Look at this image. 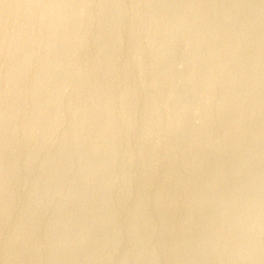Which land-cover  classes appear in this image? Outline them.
I'll return each mask as SVG.
<instances>
[{"label": "rangeland", "instance_id": "1", "mask_svg": "<svg viewBox=\"0 0 264 264\" xmlns=\"http://www.w3.org/2000/svg\"><path fill=\"white\" fill-rule=\"evenodd\" d=\"M4 1L0 20L14 23L0 21L11 28L0 36V63H8L0 73L18 78L11 86L0 79L9 93L2 110L16 115L8 117L11 127L35 125L36 135L54 137L24 150L37 158L22 172L24 137L15 138L20 151L14 158L9 151L11 163L5 152L17 173L0 214V264H264V0H24L11 17L6 3L17 0ZM20 95L25 101L14 100Z\"/></svg>", "mask_w": 264, "mask_h": 264}, {"label": "bare ground", "instance_id": "2", "mask_svg": "<svg viewBox=\"0 0 264 264\" xmlns=\"http://www.w3.org/2000/svg\"><path fill=\"white\" fill-rule=\"evenodd\" d=\"M1 1H3V0H0V2H1ZM5 1H6V0H5ZM5 1H4V2H5ZM8 1H9V0H8ZM15 1H16V0H15ZM23 1H24V0H17V1L14 2V3L11 1L12 4H10V3H8V2L6 3V6H5V7L10 6V5H13V6H11L12 9H11V12H10V17H11L12 15H14L15 12H16L19 8L21 9V6L24 4ZM1 3H2V2H1ZM1 3H0V4H1ZM32 3H33V2H32ZM102 3H103V2H102ZM110 3H111V2H110ZM7 4H9V5H7ZM54 4H55V3H54ZM54 4H53V5H54ZM117 4H118V3H117ZM2 5H3V7H4V4H2ZM29 5H30V4H29ZM48 5H49V4H48ZM100 5H101V4H100ZM110 5H111V4H110ZM0 7H1V5H0ZM3 7H1V8H2V12L5 11V10H3ZM25 7L27 8L26 5H25ZM28 7H29V6H28ZM48 7H50V6H48ZM228 8H229V7H228ZM7 9H8V8H6V10H7ZM49 9H50V8H49ZM49 9H48V10H49ZM52 9H53V8H52ZM8 10L10 11V9H8ZM21 10H22V9H21ZM21 10H19V11H21ZM46 10H47V8H46ZM107 10H108V9H107ZM5 12H7V11H5ZM5 12H4V14H6ZM48 12H49V11H48ZM16 13H17V12H16ZM18 13H19V12H18ZM18 13H17V14H18ZM68 13H70V12H68ZM109 13H110V12H109ZM4 14H3V15H4ZM17 14H15V16H18ZM63 14H64V13H63ZM104 14H105V13H104ZM0 15H1V14H0ZM8 15H9V14L7 13V16H8ZM61 15H62V14H61ZM65 15L67 16V13H66ZM68 16H70V15L68 14ZM105 16H106V15H105ZM256 16H257V15H256ZM1 17H2V16H1ZM8 17H9V16H8ZM8 17H7V18H8ZM13 17H14V16H13ZM29 17H31V15H30ZM63 17H64V16L62 15V17H60V18L63 19ZM177 17H178V16H177ZM181 17H182V16H181ZM14 18H15V17H14ZM31 18L33 19V17H31ZM99 18H100V17H99ZM4 19H5V18H4ZM24 19H25V18H24ZM56 19H58V18H56ZM62 19H61V20H62ZM84 19L86 20L85 17H84ZM84 19H83V20H84ZM27 20H31V19L29 18V19H27ZM27 20H26V21H27ZM85 20H84V21H85ZM0 21H1V22L3 21L2 18H1ZM9 21H10V19H9L8 21L5 19V22H4V21L2 22V26L5 25L4 23H7V22H9ZM13 21H14V20L12 19V23H14ZM22 21H24V20H22ZM22 21H21V22H22ZM32 21H34V20H32ZM32 21H31V22H32ZM57 21H58V20H57ZM95 21H96V20H95ZM97 21H98V20H97ZM203 21H204V20H203ZM203 21H202V22H203ZM24 22H25V21H24ZM31 22H30V24H31ZM60 22H61V21H60ZM82 22H83V21H82ZM169 22H170V21H169ZM9 23H10L9 26L11 27V25H12L11 28H13V24L11 23V21H10ZM25 23H26V22H25ZM174 23H175V22H174ZM183 23H184V22H183ZM251 23H252V22H251ZM16 24H17V23H16ZM26 24L28 25V21H27ZM37 24H38V23H37ZM37 24H36V25H37ZM47 24H48V23H47ZM51 24H55L54 21H53ZM56 24H58V22H57ZM172 24H173V23H172ZM7 25H8V23H7ZM21 25H22V24H21ZM42 25H43V24H42ZM44 25H45V23H44ZM44 25H43V27H44ZM9 26H8V27H9ZM52 26H53V25H52ZM168 26H169V25H168ZM8 27L6 26V28H3V30H2V28H0V29L2 30V31L0 30V36H1V32H6V29H7ZM10 27H9V29H11ZM19 27H20V25H19ZM19 27H18V28H19ZM43 27H42V28H43ZM53 27H54V26H53ZM49 28H52V27H49ZM9 29H7V30H9ZM25 29H26V28H25ZM44 30L47 31L45 27H44ZM22 31H24V30H22ZM98 31H99V30H98ZM24 32H25V31H24ZM61 32H62V31H61ZM22 33H23V32H22ZM22 33H21V34H22ZM105 33H106V32H105ZM2 34H3V33H2ZM46 34H48V32H47ZM46 34H45L44 36H47ZM64 34H65V33H64ZM182 34H183V33H182ZM50 35L52 36V34H50ZM62 35H63V34H62ZM242 35H243V34H242ZM22 36H23V34H22ZM25 36H26V35H24L23 38H25ZM44 36H43V37H44ZM48 36H49V35H48ZM97 36H98V35H97ZM248 36H249V35H248ZM18 37H20L19 34H18L17 38H18ZM52 37L54 38V35H53ZM172 37H173V36H172ZM206 37H207V36H206ZM44 38H45V37H44ZM89 38H90V37H89ZM0 39H1V38H0ZM28 39H29V38H28ZM102 39H103V38H102ZM1 40H2V39H1ZM10 40H11V39H10ZM20 40H22V39H20ZM37 40H38V38H36V41H37ZM59 40H60V39H59ZM13 41H15V40H13ZM31 41H32V40H31ZM42 41H44V45H45V44H46V41H45V40H42ZM42 41H40V42H42ZM96 41H97V40H96ZM96 41H95V42H96ZM1 42H3V40L0 41V44H2ZM16 42H19L18 39L16 40ZM21 42L24 43L25 41H24V42L21 41ZM90 42H91V41H90ZM99 42H101V41H99ZM104 42H105V41H104ZM9 43H10V42H9ZM9 43H7V45H8ZM12 43H13V42H12ZM12 43H11V44H12ZM36 43H37V42H36ZM56 43H58V42H56ZM93 43H94V42H93ZM93 43H92V44H93ZM3 44H4V42H3ZM11 44H10V45H11ZM38 44H39V41H38ZM38 44H35V45L38 46ZM48 44H49V43H48ZM50 44H51V43H50ZM59 44H60V43H59ZM261 44H262V43H261ZM15 45H16V43H15ZM20 45L23 46V44H19V46H20ZM41 45H42V43H41ZM46 45H47V44H46ZM46 45H45V46H46ZM54 45H55V44H54ZM89 45H90V43H89ZM2 46H3V45H2ZM32 46H33V45H32ZM39 46H40V45H39ZM42 46H43V45H42ZM42 46H40V47H42ZM47 46H48V45H47ZM51 46H52V45H51ZM98 46H100V45H98ZM109 46H110V45H109ZM113 46H114V45H113ZM0 47H1V45H0ZM8 47H9V46H8ZM8 47H7V48H8ZM12 47H13V46H12ZM43 47H44V46H43ZM55 47H56V46H55ZM5 48H6V46H4L3 49H5ZM23 48H24V47H23ZM36 48L40 50V48H38V47H36ZM36 48H35V49H36ZM53 48H54V46L52 47V49H53ZM101 48H102V47H101ZM112 48H113V47H112ZM1 49H2V48H1ZM1 49H0V50H1ZM12 49H13V48H12ZM32 49H34V48L32 47ZM35 49H34V50H35ZM37 49H36V51H37ZM41 49H42V48H41ZM56 49H57V48H56ZM196 49H197V48H196ZM39 50H38V51H39ZM42 50H43V49H42ZM99 50H100V49H99ZM2 51H3V50H2ZM10 51H11V50H10ZM36 51H35V53H37ZM65 51H66V50H65ZM6 52H7V51H6ZM6 52H5V53H6ZM42 52H43V51H42ZM52 52L55 53L54 51H52ZM98 52L100 53V51H98ZM7 53H8V52H7ZM40 53H41V52H40ZM43 53H45V51H44ZM43 53H41V54H43ZM47 53H50V52L47 51ZM38 54H39V52H38ZM41 54H40V55H41ZM192 54H193V53H192ZM3 55H4V54H3ZM7 55H8V54H7ZM13 55H14V54H13ZM35 55H37V54H35ZM35 55L33 56V57H35L34 59H36V56H35ZM5 56H6V54H5ZM42 56H43V55H42ZM7 57H8V56H7ZM39 57H40V56H39ZM100 57H101V56H100ZM4 58H6V57H4ZM11 58H12V57H11ZM22 58H24V57H22ZM40 58H41V57H40ZM40 58H39V59H40ZM9 59H10V57H9ZM9 59H8V60H9ZM14 59H16V58L14 57ZM20 59H21V58H20ZM39 59H38V60H39ZM42 59H44V58H42ZM52 59H54V57H53ZM10 60H11V59H10ZM18 60H19V59H18ZM44 60H46V59H44ZM44 60H42V61H44ZM48 60H49V59H48ZM48 60H47V62H48ZM57 60H59V59H57ZM101 60H102V59H101ZM3 61H4V63H5L6 60H3ZM19 61H21V63H19ZM19 61H18V64H19L18 66H19V67L21 66L20 64H22V65L25 64V63H22V62H23L22 60H19ZM24 61H25V58H24ZM53 61H54V60H53ZM1 62H2V61H1ZM6 62H7V61H6ZM34 62L36 63L37 60H35ZM40 62H41V59H40ZM45 62H46V61H45ZM47 62H46V63H47ZM51 62H52V61H51ZM62 62H63V61H62ZM62 62H60V63H62ZM4 63H0V65L3 66ZM11 63H13V62L11 61ZM14 63H15V62H14ZM16 63H17V61H16ZM49 63H50V62H49ZM52 63L54 64V62H52ZM63 63H64V62H63ZM2 64H3V65H2ZM5 64H6V63H5ZM7 64H8V63H7ZM7 64H6V65H7ZM36 64L38 65V63H36ZM39 65H41V64H39ZM49 65H50V64H49ZM49 65H47L48 68L50 67ZM1 66H0V67H1ZM13 66H14V64H13ZM15 66H16V65H15ZM63 66H64V65H63ZM95 66H96V65H95ZM4 67H5V66H4ZM6 67H8V65H7ZM6 67H5V68H6ZM21 67H22V66H21ZM23 67H27L26 64H25ZM23 67H22V68H23ZM41 67H42V65H41ZM44 67H45V63H44ZM108 67H109V66H108ZM57 68H58V67H57ZM1 69H2V68H1ZM8 69H9V68H8ZM28 69H29V67H28ZM62 69H63V68H62ZM62 69H60L59 71H61ZM100 69H101V68H100ZM105 69H106V68H105ZM48 70H49V69H48ZM5 71H6V73L8 72L7 69H6ZM9 71H10V70H9ZM20 71H21V70H20ZM54 71H55V70H54ZM57 71H58V70H57ZM57 71H56V74H58ZM101 71H102V70H101ZM11 72H13V71H11ZM49 72H50V71H49ZM4 73H5L4 71H3V73H0V74L3 75V77H1V75H0V79L4 78V82L2 81V82H3L2 84H6V85H8V86H11L10 83H12V81L14 80V78L16 79V77H17L18 75L15 77V76H14V72H13V73H11V74L7 73L8 75H6V76L4 77ZM53 73H54V72H53ZM120 73H121V72H120ZM15 74H16V73H15ZM19 74H20V73H19ZM36 74H37V73H36ZM42 74H43V73H42ZM42 74H41V75H42ZM44 74H45V73H44ZM44 74H43V75H44ZM54 74H55V73H54ZM84 74H86V73H84ZM91 74H92V73H91ZM99 74H100V73H99ZM235 74H236V73H235ZM243 74H244V73H243ZM67 75H68V74H67ZM67 75H66V76H67ZM93 75H94V74H93ZM95 75H96V74H95ZM100 75H101V74H100ZM116 75H117V74H116ZM121 75H122V74H121ZM22 76H23V75H22ZM48 76H49V75H48ZM55 76H56V75H55ZM55 76H54V77H55ZM57 76H58V75H57ZM76 76H77V75H76ZM84 76H86V75H84ZM118 76H119V75H118ZM29 77H30V76H29ZM29 77H28V78H29ZM31 77H32V78H35V77H33L32 75H31ZM36 77H37V76H36ZM42 77H43V76H41L40 79H44L46 76L43 77V78H42ZM49 77H51V75H50ZM67 77H68V76H67ZM69 77H70V76H69ZM69 77H68V78H69ZM80 77H82V76L80 75ZM116 77H117V76H116ZM121 77H122V76H121ZM232 77H233V76H232ZM17 78H18V77H17ZM21 78H22V77H21ZM23 78H24V77H23ZM52 78H53V77H52ZM52 78H51V79H52ZM64 78H66V77L64 76ZM68 78H66V79L68 80ZM105 78H106V77H105ZM30 79H31V78H29V80H30ZM38 79H39V77H37V80H38ZM47 79H48V78H47ZM85 79H86V77H85ZM90 79H91V77H90ZM230 79H231V78H230ZM22 80H24V79H22ZM27 80H28V79H27ZM27 80H26V82H27ZM32 80H33V79H32ZM35 80H36V79H35ZM45 80H46V79H45ZM73 80H74V79H73ZM73 80H72V81H73ZM231 80H233V79H231ZM236 80H237V79H236ZM43 81H44V80H43ZM47 81H48V80H47ZM53 81H54V80H53ZM53 81H52V83H50V84H53V83H54ZM88 81H89V80H88ZM120 81H122V79H121ZM0 82H1V81H0ZM14 82H15V81H13V83H14ZM17 82H18V80H17ZM17 82H16V83H17ZM20 82H21V81H20ZM29 82H30V81H29ZM29 82H27V84H28ZM32 82H33V86H34V82H35V81L33 80ZM38 82L41 83L42 81H38ZM38 82H37V83H38ZM50 82H51V81H50ZM90 82H91V81H90ZM117 82H118V81H117ZM13 83H12V85H13ZM16 83H15V84H16ZM22 83H24V82H22ZM30 83H31V82H30ZM48 83H49V82H48ZM48 83H47V84H48ZM42 84L45 85L46 83L44 82V83H42ZM42 84H41V85H42ZM231 84H232V83H231ZM231 84H230V85H231ZM6 85H5V86H6ZM19 85H21V84H19ZM41 85H40V87H41ZM48 85H49V84H48ZM53 85H54V84H53ZM95 85H96V84H95ZM95 85H94V86H95ZM98 85H99V84H98ZM112 85H113V84H112ZM115 85H116V84H115ZM122 85H123V84H122ZM23 86H24V84H23ZM29 86H30V88H32V87H31V84H29ZM260 86H261V85H260ZM35 87H37V88H35ZM38 87H39V85L36 84V86H34L33 88L38 89ZM116 87H117V86H116ZM27 88H29V87L27 86ZM30 88H29L28 90H27V89H26V90L29 91ZM33 88H32V89H33ZM50 88H51V87H50ZM96 88H98V87H96ZM112 88H113V87H112ZM1 89H3V88H0V91H1V92H4V91H5V90H1ZM4 89H5V88H4ZM22 89L25 90V87L22 88ZM22 89H20V90H22ZM43 89H44V88H43ZM48 89H49V88H48ZM51 89H52V88H51ZM55 89H56V88H55ZM115 89H116V88H115ZM24 90H23V91H24ZM26 90H25V91H26ZM33 90H34V89H33ZM33 90H31L32 93H33V95H34V96H35V95L38 96L37 94H35V93L33 92ZM46 90H47V89H46ZM53 90H54V89H53ZM57 90H58V89H57ZM84 90H85V89H84ZM95 90H96V89H95ZM130 90H131V89H130ZM18 91H19V90H18ZM23 91H22V92H23ZM27 91H26V92H27ZM31 91H29V92H31ZM36 91H37V90H36ZM41 91H42V90H40V92H41ZM47 91H48V90H47ZM51 91H52V90H51ZM58 91H59V90H58ZM58 91H57V92H58ZM82 91H83V90H82ZM97 91H98V90H97ZM1 92H0V93H1ZM7 92H8V91H7ZM7 92H6V93H7ZM9 92H10V91H9ZM29 92H28V93H29ZM38 92H39V91H38ZM54 92H55V90H54ZM91 92H92V91H91ZM120 92H121V91H120ZM15 93H16V92H15ZM23 93H25V92H23ZM23 93H22V94H23ZM43 93H44L45 96H46V93H47V92H46V93L43 92ZM48 93L51 94L50 92H48ZM55 93H56V92H55ZM55 93H54V94H55ZM93 93H94V92H93ZM107 93H108V92H107ZM13 94H14V93H13ZM13 94H12V95H13ZM20 94H21V91H20ZM56 94H57V93H56ZM253 94H254V93H253ZM255 94H256V93H255ZM8 95H9V93H8V94H5V92L0 94V96H1V98H0V99H1V100H0V179H1V177H3V180L0 181V214H1V217H2V214H3L2 212L5 210L7 204L10 203V202H12V199H10L11 196H12V198L14 197L13 191H12V194H13V195L11 194V190H12V187H13V186H12V183H14V182H12V181H14V179H16V178L14 177V174L17 173V171H15L14 168L11 169V168L6 167V162H8V160H7L8 158L4 156V155H5V152H8V153H9V156H8L9 158H10V152H11V155H12L11 157L14 158V155L17 154V153L20 151V149L23 150V151H24V150H27V149H29L28 147H29L31 144H32V145L30 146V148H32V146L34 147V144H33V143H34V142H35V143L38 142V141H36V140H39V139H41V138H43V137L46 136V135L44 136V134L42 135V131H41V130H40L41 135H39V136L36 135V134H35V130H36V129H35V128H36L35 125H33V127H32V125H31V126H30L31 128H27V127L25 126L26 129H24L25 127H24V128L22 127L21 130H20L19 128H17V126H18V127L20 126L19 124H18L17 126H15L16 128L11 127V125H10V121L8 122V117L11 116V111H9L10 113L8 112L9 114H8V116H7V115L4 114V112H3V110H2V107H1V104H2L3 100L8 99V98H7ZM10 95H11V93H10ZM12 95H11V96H12ZM16 95H19V94H16ZM24 95H25V94H24ZM26 95H27V93H26ZM30 95H31V94H30ZM30 95H29V96L27 95V96L30 97ZM33 95H31V96H33ZM39 95H40V94H39ZM88 95H89V94H88ZM14 96H15V95H14ZM41 96H42V95H40V97H41ZM47 96H48V95H47ZM49 96H50V95H49ZM51 96H52V94H51ZM53 96H54V95H53ZM53 96H52V97H53ZM102 96H103V95H102ZM117 96H118V95H117ZM117 96H116V97H117ZM228 96H229V94H228ZM22 97L24 98L23 95H22ZM22 97H21V95H20V97L17 96V99H16V97H14V100L17 101V100H19L20 98H21V100H24ZM40 97H38V98H40ZM97 97H98V96H97ZM114 97H115V96H114ZM120 97H121V96H120ZM120 97H119V98H120ZM223 97H224V96H223ZM12 98H13V97H12ZM18 98H19V99H18ZM38 98H36V101H38V100H37ZM105 98H106V97H105ZM107 98H108V97H107ZM124 98H125V97H124ZM27 99H29V101H30L31 98H27ZM27 99H26L27 103L25 102V104H28V100H27ZM34 99H35V97H34ZM40 99H41V98H40ZM121 99H122V98H121ZM8 100H9V99H8ZM21 100H20V101H17V102H21ZM100 100H101V99H100ZM24 101H25V100H24ZM24 101H23V102H24ZM33 101H34V100H33ZM68 101H70V99H69ZM88 101H90V100H88ZM117 101H118V99H117ZM228 101H229V100H228ZM228 101H227V102H228ZM5 102H6V101H5ZM14 102H15V101H14ZM51 102H52V101H51ZM103 102H104V101H103ZM105 102H106V101H105ZM3 103H4V102H3ZM6 103H7V102H6ZM8 103H11V102H8ZM36 103H37V102H36ZM54 103H55V102H54ZM113 103H114V102H113ZM246 103H247V102H246ZM20 104H22V103H20ZM47 104H48V103H47ZM47 104H46V105H47ZM50 104H51V103H50ZM57 104H58V103H57ZM97 104H98V103H97ZM2 105H3V104H2ZM6 105H7V104H6ZM11 105H12V104H11ZM51 105H52V104H51ZM64 105H65V104H64ZM105 105H107V103H106ZM222 105H223V104H222ZM14 106H15V105H14ZM16 106H18V105H16ZM22 106H23V105H21L20 107H22ZM26 106H27V105H26ZM43 106H44V105H43ZM47 106H49V104H48ZM62 106H63V105H62ZM3 107H4V106H3ZM8 107H12V106L9 105ZM45 107H46V106H44L43 109H45ZM50 107H51V106H50ZM56 107H57V106H56ZM64 107H65V106H64ZM105 107H106V106H105ZM248 107H249V106H248ZM256 107H257V106H256ZM4 108L6 109V107H4ZM15 108H16V107H15ZM23 108H24V107H23ZM36 108H38V107H36ZM51 108L54 109V106L51 107ZM66 108H67V106H66ZM68 108H70V106H69ZM94 108H95V107H94ZM99 108H100V107H99ZM107 108H108V105H107ZM5 109H4V110H5ZM13 109H14V108H13ZM21 109H22V108H20V110H21ZM39 109H40V108H38V109H36V110L38 111ZM55 109H56V108H55ZM61 109H64V108L62 107ZM91 109H92V108H91ZM104 109H105V108H104ZM14 110H16V109H14ZM24 110H25V109H24ZM27 110H28V109H27ZM41 110H42V109H40L39 111L41 112ZM67 110H68V109H67ZM67 110H65V111H67ZM70 110H71V109H70ZM101 110H102V109H101ZM106 110H107V109H106ZM16 111H17V110H16ZM39 111H38V112H39ZM55 111H56V110H55ZM63 111H64V110H63ZM97 111H98V110H97ZM184 111H185V110H184ZM5 112H6V111H5ZM14 112H15V111H14ZM14 112H12V113H14ZM26 112H27V111H26ZM31 112H32V111H31ZM57 112H58V111H57ZM84 112H85V111H84ZM89 112H91V111H89ZM16 113H17V112H16ZM18 113H19V112H18ZM18 113H17V115H18ZM35 113H36V111H35ZM35 113H34V114H35ZM62 113H63V112H62ZM238 113H239V112H238ZM30 114H32V113H30ZM67 114H68V113H67ZM67 114H66V115H67ZM84 114H85V113H84ZM103 114H104V113H103ZM215 114H216V113H215ZM13 115H14V114H12V116H13ZM21 115H23V114H21ZM66 115H65V117L67 118ZM87 115H88V113H87ZM87 115H86V116H87ZM95 115H96V114H95ZM12 116H11V117H12ZM14 116L16 117V115H14ZM19 116H20V115H19ZM24 116H25V114H24ZM27 116H28V114L25 116L27 119L24 118V117L22 116V117L24 118V121H25V119L28 120V119L30 118V117H27ZM30 116H31V115H30ZM33 116H34V115H33ZM61 116H62V115H61ZM86 116H85V117H86ZM88 116H91V114L88 115ZM83 117H84V116H83ZM93 117H94V116H93ZM112 117H113V116H112ZM112 117H111V118H112ZM56 118H57V117H56ZM86 118L88 119L89 117H86ZM86 118H85V119H86ZM179 118H180V117H179ZM10 119H11V118H10ZM14 119H16V118H14ZM14 119H13V120H14ZM18 119H19V117H18ZM31 119H32V118H31ZM57 119H58L57 121L59 122V119H60V118H57ZM62 119H63V118H62ZM64 119H65V118H64ZM89 119H90V118H89ZM93 119H94V118H93ZM106 119H107V118H106ZM230 119H231V118H230ZM29 120H30V119H29ZM29 120H28V121H29ZM60 120H61V119H60ZM91 120H92V119H91ZM109 120H110V119H109ZM233 120H234V119H233ZM19 121H20V120H19ZM21 121L23 122V120H21ZM21 121H20V122H21ZM30 121H31V120H30ZM55 121H56V120H55ZM63 121H64V120H63ZM12 122H13V121H12ZM20 122H18V123H20ZM45 122H46V121H45ZM45 122H42V123H44V125H46ZM86 122H87V121H86ZM90 122H91V121H90ZM109 122H110V121H109ZM111 122H112V121H111ZM14 123H15V122H14ZM48 123H49V122H48ZM48 123H47V124H48ZM53 123H54V122H52V124H53ZM67 123H68V122H67ZM67 123H66V125H67ZM118 123H119V122H118ZM263 123H264V122H263ZM24 124H25V122H24ZM24 124L22 123L23 126H24ZM55 124H56V123H55ZM55 124H54V125H55ZM70 124H71V123H70ZM82 124H83V123H82ZM240 124H241V123H240ZM14 125H15V124H14ZM25 125H26V124H25ZM73 125H74V123H73ZM83 125H84V124H83ZM101 125H102V124H101ZM110 125H111V124H110ZM115 125H116V124H115ZM209 125H210V124H209ZM40 126H41V125H40ZM47 126H48V125H47ZM47 126H46L45 128H47ZM67 126H69V125H67ZM67 126H66V129H67ZM103 126H104V125H103ZM254 126H255V125H254ZM34 127H35V128H34ZM48 127H53V126H51V125L49 124ZM64 127H65V126H64ZM69 127H71V126H69ZM75 127H76V125L74 126V129H75ZM79 127H80V126H79ZM79 127H78V128H79ZM81 127H82V125H81ZM81 127H80V128H81ZM84 127H86V128H84V129H86V130L88 129L86 123H85ZM100 127H101V126H100ZM100 127H99V128H100ZM255 127H256V126H255ZM45 128H43V126H42V129H45ZM106 128H107V127H106ZM249 128H250V127H249ZM40 129H41V128H40ZM54 129H56V128H54ZM68 129H69V128H68ZM72 130H73V128H72ZM77 130H78V129H77ZM81 130H83V129H81ZM89 130H90V128H89ZM43 131H44V130H43ZM46 131H47V129H46ZM51 131H52V129H51ZM70 131H71V129H70ZM78 131H80V130H78ZM78 131H77V132H78ZM91 131H92V130H91ZM107 131H108V130H107ZM223 131H224V130H223ZM60 132H61V131H60ZM60 132H59V133H60ZM85 132H86V131H85ZM101 132H102V131H101ZM104 132H105V131H104ZM218 132H219V131H218ZM40 133H39V134H40ZM48 133H50L49 130H48ZM48 133H47V134H48ZM51 133H52L51 135H48L47 138H46V137H45V138L50 140V139L52 138L53 134H54L53 132H51ZM62 133H63V131H62ZM94 133H95V132H94ZM99 133H100V132H99ZM209 133H210V132H209ZM260 133H261V132H260ZM57 134H58V133H57ZM69 134H70V133H68L67 135H69ZM82 134H83V133H82ZM238 134H239V133H238ZM64 135H66V133H64ZM72 135H74V132L72 133V131H71V136H72ZM76 135H78V133H77ZM87 135H88V134H87ZM129 135H131V134H129ZM50 136H51V138H50ZM60 136H61V135L59 134V137H60ZM69 136H70V135H69ZM69 136H68V137H69ZM78 136H79V135H78ZM83 136H84V135H83ZM22 137L25 138V139L23 138V139H24V142L22 141L23 139H22V140L19 139L21 144H20L18 141L16 142V143H18V144L21 145V147H19V148H20V149H19L18 146H17L18 144L16 145L15 141H16L18 138H22ZM53 137H54V136H53ZM57 137H58V136H57ZM59 137H58V138H59ZM76 137H77V136H76ZM15 138H16V140H15ZM98 138H99V137H98ZM127 138H128V137H127ZM46 139H45V140H46ZM67 139H68V138H67ZM72 139H73V138H72ZM77 139H78V138H77ZM42 140H44V139H42ZM21 141H22V142H21ZM72 141H73V140H72ZM75 141H76V140H75ZM75 141H74V142H75ZM235 141H236V140H235ZM45 142H46V141H45ZM77 142H78V141H77ZM49 143H50V142H49ZM49 143H48V146H49ZM66 143H67V142H66ZM69 143H71V138H70V140H69ZM79 143H80V142H79ZM211 143H212V142H211ZM52 144H53V143H52V140H51V147L53 146ZM56 144H57V143H56ZM60 144H61V143H60ZM78 145H79V144H78ZM41 146H43V145H41ZM58 146H59V145H57L56 150H58V149H57ZM82 146H83V145H82ZM61 147H62V146H61ZM47 148H48V147H47ZM49 148H50V146H49ZM54 148H55V147H54ZM63 148H64V147H63ZM76 148H77V147H76ZM33 149L35 150V148H33ZM59 149H60V148H59ZM46 150H47V149H46ZM64 150H65V149H64ZM9 151H10V152H9ZM27 151H30V149L27 150ZM27 151H26V152H27ZM43 151L46 153L45 149H44ZM48 151H49V150H48ZM76 151H77V150H76ZM24 152H25V151H24ZM26 152H25V154H26ZM34 152H35V151H34ZM61 152H62V151H61ZM61 152H58V151H57V153H61ZM8 153H7L6 155H8ZM29 153H30V152H28L26 155H24V154L22 153L23 155H21V156H23L22 158H24V160H23L24 162H22L21 160H20V161H21L23 164H22L21 162L19 163V161H18V165L21 164V166L19 165V166H20L19 168H21V169H20L21 172H22V171L24 170V168H25V167L23 168L22 165H26V164H29V163L31 164L32 160H34L33 158H35L36 155H37V154L35 153L36 155L34 154V155H35V157H34L33 154L31 155V154H29ZM31 153H32V151H31ZM37 153H38V150H37ZM40 153H41V152H40ZM52 153H53V152H52ZM64 153H65V152H64ZM235 153H236V152H235ZM43 154H44V153H43ZM83 154H84V153H83ZM134 154H135V153H134ZM134 154H133V155H134ZM18 155H20V153H19ZM39 155H40V154H39ZM41 155H42V154H41ZM58 155H59V154H58ZM58 155H57V156H58ZM62 155H63V154H62ZM66 155H67V154H66ZM77 155H78V154H77ZM42 156L44 157L45 155H42ZM50 156H52V154H51ZM85 156H86V155H85ZM105 156H106V155H105ZM233 156H234V155H233ZM64 157H65V156H64ZM115 157H116V156H115ZM12 158H10V160H11ZM17 158H18V157H17ZM36 158H37V157H36ZM38 158H39V157H38ZM40 158H41L40 160H42V157H40ZM50 158H52V157H50ZM68 158H69V157H68ZM75 158H76V157H75ZM252 158H253V157H252ZM19 159H20V157H19ZM52 159H53V158H52ZM52 159H51V160H52ZM56 159H57V158H56ZM59 159L62 160L63 158H59ZM201 159H202V158H201ZM12 160H13V159H12ZM12 160L10 161V163L12 162ZM44 160H45V159H44ZM49 160H50V159H49ZM49 160H48V163L51 165L52 161L50 160V161H51V163H50ZM75 160H76V159H75ZM77 160H78V159H77ZM88 160H89V159H88ZM222 160H223V159H222ZM36 161H37V160H36ZM53 161H54V160H53ZM63 161H64V160H63ZM83 161H84V160H83ZM33 162H34V161H33ZM46 162H47V160H46ZM72 162H73V161H72ZM74 162H75V161H74ZM13 163H15V162L13 161ZM42 163H43V162H42ZM44 163H45V162H44ZM48 163H47V164H48ZM55 163H56V162H55ZM62 163H63V162H62ZM226 163H227V162H226ZM47 164H46V165H47ZM49 164H48V165H49ZM107 164H108V163H107ZM110 164H111V163H110ZM207 164H209V163H207ZM8 165H9V164H8ZM8 165H7V166H8ZM11 165H13V166H11V167H14V164H11ZM50 165H49V166H50ZM54 165H55V164H54ZM54 165H53V166H54ZM70 165H72V164H70ZM91 165H92V164H91ZM240 165H241V164H240ZM16 166H17V165H16ZM31 166H32V165H31ZM41 166L43 167L42 164H41ZM41 166H40V168H41V170H42L43 168H42ZM51 166H52V165H51ZM57 166H60V165L57 164ZM74 166H75V165H74ZM209 166H210V165H209ZM242 166H243V165H242ZM248 166H249V165H248ZM9 167H10V166H9ZM60 167H62V165H61ZM60 167H58V168L56 167V168L58 169V171H59V168H60ZM76 167H77V166H76ZM243 167H244V166H243ZM245 167H246V165H245ZM19 168H18V169H19ZM28 168H29V167H28ZM49 168H50V167H49ZM69 168H70V167H69ZM71 168H72V167H71ZM241 168H242V167H241ZM22 169H23V170H22ZM44 169H45V167H44ZM53 169H55V168L53 167ZM61 169H62V168H61ZM74 169H75V168H74ZM200 169H201V168H200ZM16 170H17V169H16ZM47 170H48V169H46V172H47ZM55 170H56V169H55ZM62 170H63V169H62ZM95 170H96V169H95ZM18 171H19V170H18ZM49 171H50V170H49ZM49 171H48V173H50ZM58 171H57V172H58ZM15 172H16V173H15ZM40 172H41V171H40ZM42 172H43V171H42ZM66 172H67V171H66ZM43 173H44V172H43ZM48 173H47V174H48ZM53 173H54V170H53ZM53 173H52V174H53ZM7 174H8V178L5 177L6 179L4 180V176L7 175ZM47 174H46V176H47ZM152 174H153V173H152ZM224 174H225V173H224ZM226 174H227V172H226ZM18 175H19V174H18ZM146 175H147V174H146ZM161 175H162V174H161ZM36 176H37V175H35V177H36ZM38 176H39V175H38ZM53 176H54V174L52 175V177H53ZM219 176L221 177V175H219ZM35 177H33V180H34ZM48 177H49V176H47V178H48ZM91 177H92V176H91ZM138 177H139V176H138ZM255 177H256V176H255ZM12 178H14V179L12 180ZM36 178H37V177H36ZM36 178H35V179H36ZM81 178H82V177H81ZM120 178H121V177H120ZM31 179H32V178H31ZM37 179H38V178H37ZM54 179H55V178H54ZM57 179H58V178H57ZM82 179H83V178H82ZM183 179H184V178H183ZM11 180H12V181H11ZM43 180H45V179H43ZM48 180H49V179H48ZM259 180H260V179H259ZM38 181H41V180L38 179ZM49 181H50V180H49ZM138 181H139V180H138ZM15 182H16V181H15ZM31 182H32V181H31ZM34 182H35V180H34ZM47 182H48V181H47ZM50 182H51V181H50ZM148 182H149V181H148ZM16 183H17V182H16ZM28 183H30V182H28ZM32 183H33V182H32ZM37 183H38V182H37ZM40 183H41V182H40ZM78 183H79V182H78ZM263 183H264V182H263ZM33 184H34V183H33ZM81 184H82V182H81ZM13 185H14V184H13ZM34 185H35V184H34ZM41 185H42V184H41ZM50 185H51V184H50ZM54 185H55V184H54ZM14 186L16 187V185H14ZM30 186H31V184H30ZM30 186H29V187H30ZM158 186H159V185H158ZM26 187H28V186L26 185ZM26 187H24V188H26ZM35 187H36V186H35ZM38 187H39V185H38ZM77 187H78V186H77ZM86 187H87V186H86ZM88 187H90V186H88ZM91 187H92V186H91ZM31 188L33 189V185L31 186ZM31 188H30V189H31ZM48 188H49V187H48ZM74 188H75V187H74ZM81 188H82V187H81ZM152 188H153V187H152ZM159 188H160V187H159ZM206 188H207V187H206ZM30 189H29V192H28V193H30ZM15 190H16V189H15ZM27 190H28V189H27ZM54 190H56V189H54ZM73 190H74V189H73ZM89 190H90V189H89ZM16 191H18V190H16ZM24 191L27 192L26 190H24ZM49 191H50V190H49ZM66 191H67V190H66ZM76 191L78 192V190H76ZM79 191H80V190H79ZM19 192H20V191H19ZM58 192H59V191H58ZM81 192H82V191H81ZM125 192H126V191H125ZM15 193H16V192H15ZM22 193H23V190H22ZM44 193H45V192H44ZM44 193H41V194H43V197H44ZM73 193H74V192H73ZM235 193H236V192H235ZM17 194H20V193H17ZM17 194H16L15 196H18ZM39 194H40V193H39ZM45 194H46V193H45ZM80 194H81V193H80ZM133 194H134V193H133ZM230 194H231V193H230ZM23 195H24V194H23ZM66 195H67V194H66ZM113 195H114V194H113ZM198 195H199V194H198ZM211 195H212V194H211ZM211 195H210V196H211ZM30 196H31V195H30ZM30 196H29V197H30ZM41 196H42V195H41ZM41 196H38L37 198L39 199V197H41ZM207 196H208V195H207ZM227 196H228V195H227ZM20 197H21V195H20ZM26 197H27V194H26ZM35 197H36V196H35ZM50 197H51V196H50ZM50 197L48 196V198H50ZM65 197H66V196H65ZM89 197H91V196H89ZM194 197H195V196H194ZM229 197H230V196H229ZM195 198H196V197H195ZM240 198H241V197H240ZM20 199H21V198H20ZM25 199H26V198H25ZM41 199H42V198H41ZM43 199H44L43 201H44L45 203H47V202L45 201L46 196H45ZM52 199H53V198H52ZM68 199H69V198H68ZM71 199H72V197H70V200H71ZM74 199H75V197H74ZM81 199H82V198H81ZM86 199H87V198H86ZM88 199H89V198H88ZM139 199H140V198H139ZM13 200H14V199H13ZM33 200H35V199H33ZM50 200H51V198H50ZM63 200H64V199H63ZM16 201H17V200H16ZM18 201H19V200H18ZM23 201H24V200H23ZM29 201H31V200L29 199ZM73 201H74V200H73ZM85 201H86V200H85ZM130 201H131V200H130ZM209 201H210V199H209ZM244 201H245V200H244ZM13 202H14V201H13ZM35 202H37V201H35ZM61 202H62V201H61ZM69 202H70V201H69ZM69 202H68V203H69ZM115 202H116V201H115ZM151 202H152V201H151ZM153 202H154V201H153ZM181 202H182V201H181ZM15 203H16V202H15ZM21 203H22V201H20V205H21ZM24 203H25V202H24ZM28 203H29V202H28ZM28 203H27V204H28ZM64 203H65V201H64ZM124 203H125V202H124ZM182 203H183V202H182ZM214 203H215V202H214ZM39 204H40V203H39ZM168 204H169V203H168ZM190 204H191V203H190ZM36 205H37V204H36ZM61 205H62V204H61ZM180 205H181V204H180ZM226 205H227V204H226ZM12 206H13V205H12ZM12 206H11V207H12ZM14 206H15V205H14ZM14 206H13V207H14ZM16 206H17V203H16ZM43 206H44V205H43ZM43 206H42V207H43ZM95 206H96V205H95ZM202 206H203V205H202ZM204 206H206V205H204ZM11 207H10V208H11ZM13 207H12V208H13ZM59 207H60V206H59ZM194 207H196V206H194ZM225 207H226V206H225ZM233 207H234V205H233ZM238 207H239V206H238ZM8 208H9V207H8ZM10 208H9V209H10ZM16 208H17V207H16ZM36 208H37V207H36ZM254 208H255V207H254ZM34 209H35V208H34ZM48 209H49V208H48ZM191 209H192V208H191ZM60 210H61V209H60ZM224 210H225V209H224ZM245 210H246V209H245ZM13 211H14V210H13ZM49 211H50V210H49ZM152 211H153V210H152ZM214 211H215V210H214ZM246 211H247V210H246ZM11 212H12V211H11ZM11 212H10V213H11ZM33 212H34V210L32 211V213H33ZM50 212H51V211H50ZM144 212H145V211H144ZM217 212H218V211H217ZM229 212H230V211H229ZM243 212H244V211H243ZM47 213H48V212H47ZM123 213H124V212H123ZM133 213H134V212H133ZM188 213H189V212H188ZM200 213H201V212H200ZM250 213H251V212H250ZM252 213H253V211H252ZM79 214H80V213H79ZM99 214H100V213H99ZM162 214H163V213H162ZM186 214H187V213H186ZM243 214H245V213H243ZM257 214H258V213H257ZM10 215H11V214H10ZM50 215H51V214H50ZM76 215H77V214H76ZM97 215H98V214H97ZM109 215H110V214H109ZM109 215H108V218H109ZM187 215H188V214H187ZM195 215H196V214H195ZM213 215H215V214H213ZM219 215H220V214H219ZM12 216H13V215H12ZM33 216H34V214H33ZM72 216H73V215H72ZM104 217H105V216H104ZM187 217H188V216H187ZM249 217H250V216H249ZM26 218H27V217H26ZM50 218H51V217H50ZM57 218H58V217H57ZM59 218H60V217H59ZM66 218H67V217H66ZM68 218H69V217H68ZM74 218H75V217H74ZM167 218H168V217H167ZM216 218H217V217H216ZM7 219H8V218H7ZM54 219H55V218H54ZM62 219H63V218H62ZM219 219H220V218H219ZM219 219H218V220H219ZM248 219H249V218H248ZM254 219H255V218H254ZM10 220H11V219H10ZM23 220H24V219H23ZM31 220H32V219H31ZM31 220H30V221H31ZM141 220H142V219H141ZM233 220H234V219H233ZM11 221H12V220H11ZM50 221H52V219H51ZM55 221H56V220H55ZM93 221H94V220H93ZM99 221H100V220H99ZM144 221H145V220H144ZM184 221H185V220H184ZM212 221H213V220H212ZM212 221H211V222H212ZM247 221H248V220H247ZM22 222H23V221H22ZM47 222H48V221H47ZM52 222H53V221H52ZM52 222H51V223H52ZM87 222H88V221H87ZM191 222H192V221H191ZM235 222H236V220H235ZM253 222H254V221H253ZM10 223H11V222H10ZM23 223H24V222H23ZM41 223H42V222H41ZM55 223H57V221H56ZM88 223H89V222H88ZM94 223H95V222H94ZM121 223H122V222H121ZM220 223H221V222H220ZM220 223H219V224H220ZM229 223H230V222H229ZM238 223H239V222H238ZM245 223H246V222H245ZM254 223H255V222H254ZM28 224H29V223H28ZM60 224H61V223H60ZM65 224H66V223H65ZM181 224H182V223H181ZM219 224H218V225H219ZM231 224H232V223H231ZM233 224H234V223H233ZM258 224H259V223H258ZM3 225H4V224H3ZM5 225H6V224H5ZM25 225H26V224H25ZM47 225H48V224H47ZM52 225H53V224H52ZM67 225H68V224H67ZM110 225H111V224H110ZM189 225H191V223H190ZM202 225H203V224H202ZM10 226H11V225H10ZM17 226H19V225H17ZM28 226H30V225H28ZM28 226H27V227H28ZM49 226H51V224H50ZM68 226H70V225H68ZM71 226H72V225H71ZM92 226H93V225H92ZM103 226H104V223H103ZM125 226H126V225H125ZM239 226H241V225H239ZM253 226H255V224H254ZM253 226H252V227H253ZM256 226H257V225H256ZM89 227H90V226H89ZM181 227H182V226H181ZM184 227H186V226H184ZM208 227H209V226H208ZM18 228H19V227H18ZM29 228H30V227H29ZM54 228H55V227H54ZM82 228H83V227H82ZM98 228H99V227H98ZM140 228H141V227H140ZM197 228H198V227H197ZM203 228H204V227H203ZM220 228H221V227H220ZM262 228H264V226H263ZM4 229H5V228H4ZM6 229H7V228H6ZM8 229H9V228H8ZM11 229H12V228H11ZM13 229H14V228H13ZM41 229H42V228H41ZM67 229H68V228H67ZM101 229H102V228H101ZM125 229H126V228H125ZM215 229H216V228H215ZM253 229H254V228H253ZM255 229H256V228H255ZM18 230H20V229H18ZM27 230H28V229H27ZM27 230H26V231H27ZM89 230H91V229H89ZM211 230H212V229H211ZM5 231H7V230H5ZM65 231H68V230H65ZM86 231H87V230H86ZM142 231H143V230H142ZM227 231H228V230H227ZM28 232H29V231H28ZM40 232H41V231H40ZM63 232H64V231H63ZM164 232H165V231H164ZM202 232H203V231H202ZM216 232H218V231H216ZM232 232H233V231H232ZM238 232H239V231H238ZM250 232H251V231H250ZM8 233H9V232H8ZM18 233H19V232H18ZM18 233H17V234H18ZM29 233L31 234V232H29ZM155 233H156V232H155ZM188 233H189V232H188ZM234 233H235V232H234ZM239 233H240V232H239ZM5 234H6V233H5ZM12 234H13V233H12ZM17 234H16V235H17ZM20 234H21V233H20ZM60 234H61V233H60ZM196 234H197V233H196ZM230 234H231V233H230ZM240 234H241V233H240ZM244 234H245V233H244ZM13 235H14V234H13ZM13 235H12V236H13ZM21 235H22V234H21ZM78 235H79V234H78ZM178 235H179V234H178ZM201 235H202V234H201ZM212 235H213V234H212ZM228 235H229V234H228ZM252 235H253V234H252ZM18 236H19V235H18ZM31 236H32V235H31ZM49 236H50V235H49ZM2 237H3V236H2ZM42 237H43V236H42ZM57 237H58V236H57ZM3 238L5 239V237H3ZM7 238H8V237H7ZM12 238L14 239V237H12ZM19 238H20V237H19ZM64 238H65V237H64ZM73 238H74V237H73ZM13 239H12V240H13ZM43 239H44V238H43ZM51 239H52V238H51ZM56 239H57V238H56ZM58 239H59V238H58ZM167 239H168V238H167ZM203 239H204V238H203ZM205 239H206V238H205ZM240 239H241V238H240ZM0 240H1V239H0ZM44 240H45V242H47L46 239H44ZM48 240H49V239H48ZM62 240H63V239H62ZM67 240H68V239H67ZM86 240H87V239H86ZM88 240H90V239H88ZM165 240H166V239H165ZM209 240H210V239H209ZM234 240H235V239H234ZM23 241H24V240H23ZM25 241H26V239H25ZM25 241H24V242H25ZM59 241H60V240H59ZM158 241H159V240H158ZM230 241H231V240H230ZM258 241H259V240H258ZM45 242H43V243H45ZM60 242H61V241H60ZM93 242H94V241H93ZM154 242H155V241H154ZM202 242H203V241H202ZM259 242H261V241H259ZM11 243H13V242H11ZM19 243H20V241H19ZM38 243H39V242H38ZM105 243H106V242H105ZM179 243H180V242H179ZM255 243H256V241H255ZM7 244H8V243H7ZM7 244H6V245H7ZM23 244H24V243H23ZM28 244H29V245H28L29 248H30L31 246H33L32 243H31V246H30V243H28ZM84 244H85V243H84ZM170 244H171V243H170ZM252 244H253V243H252ZM9 245H10V244H9ZM12 245H14V244H12ZM38 245H39V244H37V242H36V247H37ZM156 245H157V244H156ZM192 245H193V244H192ZM214 245H215V244H214ZM258 245H259V244H258ZM3 246H4V244H3ZM24 246H25V245H24ZM24 246H23V247L20 246V247H22V248L24 249ZM197 246H198V245H197ZM0 247H1V246H0ZM9 247H10V246H9ZM17 247H18V245H17ZM33 247H34V246H33ZM33 247H32V248H33ZM38 247H39V246H38ZM57 247H58V246H57ZM60 247H62V246H60ZM102 247H103V246H102ZM144 247H145V246H144ZM230 247H231V246H230ZM251 247H252V245H251ZM261 247H262V246H261ZM1 248H3V247H1ZM206 248H207V247H206ZM213 248H214V247H213ZM17 249H18V248H16V251H17ZM46 249H48V248H46ZM119 249H120V248H119ZM253 249H255V248H253ZM3 250H4V249H3ZM3 250H2V251H3ZM25 250H26V249H25ZM25 250H24V253H25ZM36 250H37V249H36ZM51 250H52V249H51ZM53 250H54V249H53ZM94 250H95V249H94ZM198 250H199V249H198ZM224 250H226V249H224ZM0 251H1V250H0ZM30 251H31V250H30ZM58 251H59V250H58ZM244 251H246V250H244ZM252 251H253V250H252ZM18 252H19V251H18ZM18 252H17V253H18ZM21 252H22V251H21ZM26 252H28V251H26ZM68 252H69V251H68ZM84 252H85V251H84ZM87 252H88V250H87ZM196 252H197V251H196ZM198 252H199V251H198ZM228 252H229V251H228ZM246 252H247V251H246ZM34 253H36V252L34 251ZM59 253H60V251H59ZM74 253H75V252H74ZM226 253H227V252H226ZM249 253H251V251H250ZM18 254H19V253H18ZM61 254H62V253H61ZM220 254H221V253H220ZM234 254H236V253H234ZM0 255H2L1 252H0ZM3 255H4V254H3ZM28 255H29V254H28ZM28 255H24V256H28ZM43 255H44V254H43ZM43 255H42V256H43ZM45 255H46V253H45ZM90 255H91V254H90ZM93 255H94V254H93ZM217 255H218V254H217ZM253 255H254V254H253ZM253 255H252V256H253ZM12 256H13V255H12ZM17 256H19V255H17ZM53 256H54V255H53ZM62 256H63V255H62ZM72 256H73V255H72ZM0 257H1V256H0ZM33 257H34V256H33ZM81 257H82V256H81ZM88 257H89V256H88ZM128 257H130V256H128ZM1 258H2V257H1ZM1 258H0V259H1ZM18 258H19V257H18ZM27 258H28V257H27ZM35 258H36V257H35ZM60 258H61V257H60ZM92 258H93V257H92ZM207 258H209V257L207 256ZM224 258H225V257H224ZM254 258H255V257H254ZM8 259H9V258H8ZM8 259H6V260H8ZM45 259H46V258H45ZM49 259H50V258H49ZM212 259H213V257H212ZM232 259H233V258H232ZM239 259H240V258H239ZM243 259H244V258H243ZM250 259H251V258H250ZM255 259H256V258H255ZM12 260H13V259H12ZM14 260H15V259H14ZM21 260H22V257H21ZM27 260H28V259H27ZM33 260H34V259H33ZM52 260H53V259H52ZM147 260H148V259H147ZM157 260H158V259H157ZM233 260H234V259H233ZM18 261H19V260H18ZM37 261H38V260H37ZM44 261H45V260H44ZM55 261H56V259H55ZM76 261H77V260H76ZM79 261H80V260H79ZM217 261H218V260H217ZM255 261H256V260H255ZM6 262H7V261H6ZM20 262H21V261H20ZM22 262H23V260H22ZM25 262H26V261H25ZM35 262H36V261H35ZM40 262H41V261H40ZM45 262H46V261H45ZM163 262H164V261H163ZM212 262H214V261H212ZM247 262H248V261H247ZM2 263H3V262H2ZM28 263H29V262H28ZM69 263H70V262H69ZM78 263H79V262H78ZM117 263H118V262H117ZM131 263H132V262H131ZM229 263H230V262H229ZM260 263H261V262H260ZM260 263H259V264H260ZM11 264H12V263H11ZM14 264H16V263H14ZM19 264H20V263H19ZM33 264H34V263H33ZM80 264H81V263H80ZM86 264H87V263H86ZM88 264H89V262H88ZM163 264H164V263H163ZM207 264H208V263H207ZM217 264H218V263H217ZM232 264H233V263H232Z\"/></svg>", "mask_w": 264, "mask_h": 264}]
</instances>
